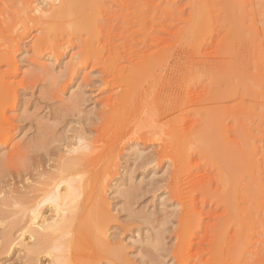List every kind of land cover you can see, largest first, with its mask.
Listing matches in <instances>:
<instances>
[{"label": "rangeland", "instance_id": "1", "mask_svg": "<svg viewBox=\"0 0 264 264\" xmlns=\"http://www.w3.org/2000/svg\"><path fill=\"white\" fill-rule=\"evenodd\" d=\"M22 4L0 0V264H264V0ZM79 152L101 201L22 234Z\"/></svg>", "mask_w": 264, "mask_h": 264}, {"label": "bare ground", "instance_id": "2", "mask_svg": "<svg viewBox=\"0 0 264 264\" xmlns=\"http://www.w3.org/2000/svg\"><path fill=\"white\" fill-rule=\"evenodd\" d=\"M22 7H23L25 13H34L35 12V9L34 8L32 9L31 0H23ZM54 45L55 44L51 45V47H53ZM14 48H15V46L11 45V48L9 49L10 51H1L0 50V62L5 61V63H7L11 68L15 67ZM4 89H6V88H4ZM220 148H219V150H220ZM74 150L75 149H73L72 151H74ZM217 152H219V151H217ZM247 153H249L251 156L252 152L247 151L246 153H243V154L246 155ZM77 156H78V158H70L69 162H67L64 165L65 171H64V174L61 175L59 183L55 184L51 188V190H49L47 192V194L42 199L36 200L31 206H29L28 208H26L22 211V216L20 217V224L23 223L22 224L23 227L21 229L22 234H29V238H33L35 235L42 234L41 232H37V230L34 228L35 226H36V228H40L43 231L48 230L51 233L58 232V231H60V229H59V226L61 223L60 221L66 222L69 219L68 217H65V214H81L83 206H86V205L90 204L91 202L95 203L94 202L95 200H96V202L99 201L97 199H100L102 194H103V190H104V189H102L103 184L100 183V185L97 186V185H95L96 181L93 182V180L91 178H90V180H84L83 179V176H85L84 174L86 173V171H88V167H89L88 161H86V159H85L86 154L83 152L82 153L79 152L77 154ZM245 162L248 166L250 165V159H246ZM91 164H93V163H91ZM246 164L244 163V165L246 167H248ZM103 173H104V171H103ZM106 173H108V172H106ZM247 173H249V172L248 171L245 172V174H247ZM250 173L253 174V171H250ZM105 175L106 174H104V176ZM105 177L107 179V176H105ZM104 182H106V181H104ZM45 204L50 205V207L54 211V216H56V218L57 217L60 218L58 221L57 220L53 221L56 218L48 220V219L42 217V215L40 214V210L42 207H44ZM89 209H91V208H89ZM86 215H87V210H86ZM91 217H92V215H91ZM62 218H63V220H61ZM89 220H91V219H89ZM91 221H93V223L91 224V227H90V229H92V231L91 232L89 230L88 231L90 233H92V237H90L91 234L89 233L90 236L88 238H91V240L93 239V242L98 247L103 246L101 248H105L107 245L105 246V242H104V239H105L104 229L105 228L102 226V224H100V223H102V221H100V223H97V224H96V221H94V220H91ZM103 223H104V221H103ZM79 229H81V228H79ZM11 243H12V241L9 242V246L11 245ZM93 246H94V244H93ZM25 248H26V251L30 254H35L37 252H43V253L45 252L46 254H51L56 249V248H49V247H47V248H43V247L36 248V246H33V245H31V246L25 245Z\"/></svg>", "mask_w": 264, "mask_h": 264}]
</instances>
